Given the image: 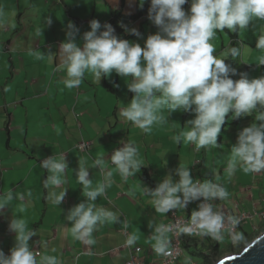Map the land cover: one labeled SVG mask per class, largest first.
<instances>
[{
	"label": "crops",
	"instance_id": "crops-1",
	"mask_svg": "<svg viewBox=\"0 0 264 264\" xmlns=\"http://www.w3.org/2000/svg\"><path fill=\"white\" fill-rule=\"evenodd\" d=\"M101 1L104 9L97 11L95 0H0L8 15L0 23V199H7L9 193L12 197L0 209V250L5 256L16 243L9 223L18 218L26 221L32 233L28 244L30 250L39 253L38 261L53 256L60 264H124L130 256L126 241L135 235L132 245L142 249L139 259L143 264H160L163 254L155 251L154 244L156 237L166 242V249L171 244V233L166 228L157 231L161 225L171 223L170 211L156 212L144 190L153 191L166 178L178 181L177 170L181 167L189 169L194 181L204 182L200 174L206 159L200 158L201 148L192 145L183 149L182 141H172L181 131L170 130L173 118L169 117L170 124H154L150 133H144L120 116V109L127 107L135 95L130 91L125 95L129 78L123 81L113 72L96 83L86 73L78 88L64 86L65 72L57 70V54L60 44L67 42L68 23L79 28L76 42L80 45L83 39H79L91 30V20L108 23L110 13L125 4V0L122 5ZM139 7L138 0L129 3L133 11ZM9 12L14 13L9 16ZM147 38L136 37L129 42L144 47ZM164 107L160 114L166 112ZM181 129L185 130L183 123ZM171 142L176 153L170 155ZM128 143L138 148L144 163L124 180L111 156ZM97 159L101 164L95 163ZM49 160H61L66 165L59 185L50 183L53 174L44 166ZM81 161H85L86 178L93 187L112 173L107 177L112 186L94 201L84 195L77 179ZM239 168L233 181L224 176L227 168L220 170L221 182L210 178L206 171L210 178L207 181L220 184L230 193L224 201L213 198L208 202L214 211L219 209L237 218L250 216L241 225L254 231L258 224L250 226L257 219L252 216L264 210V171L245 173L242 166ZM61 192L64 195L57 203L55 198ZM202 201L200 197L173 211L177 217L190 218ZM81 203H92L94 210L104 209L115 216V220L103 224L96 222L91 233L95 243L91 245L71 234L74 220L69 217Z\"/></svg>",
	"mask_w": 264,
	"mask_h": 264
},
{
	"label": "clouds",
	"instance_id": "clouds-1",
	"mask_svg": "<svg viewBox=\"0 0 264 264\" xmlns=\"http://www.w3.org/2000/svg\"><path fill=\"white\" fill-rule=\"evenodd\" d=\"M139 2L143 7L144 0ZM183 5L189 6V0H150L148 19L140 17L130 21V29L121 25L126 32L137 37H148L144 47L119 38L110 23L101 25L95 19L89 22L91 30L84 33L80 46L76 42L79 28L69 22L67 42L59 46L57 70L65 72L63 83L68 89L78 88L86 73L91 74L96 83L113 72L129 78L127 88L135 95L127 107L120 109V116L144 133H150L154 124L167 122L163 114H158L165 105L171 112L195 113V118L188 122L190 127L181 130L172 139L176 143L183 140L185 144L190 143L200 149L216 145L229 112L234 118H240L250 114L257 105L264 108V77L249 79L246 74H241L239 79L233 80L230 76L237 74L236 69L213 55L215 47L211 42L216 30L243 32L254 19L264 20V0H191L190 12L187 13ZM123 7L114 12L124 10ZM4 19L5 13L0 6V23ZM47 23L51 24V19ZM148 24L159 26V31L149 36L144 27ZM138 31H141L140 35ZM238 41L240 45L239 38ZM222 48L225 49L224 46ZM256 49L264 50V34L258 36ZM228 54L235 58L241 54V49L230 47ZM260 64H264V57ZM157 93L160 95L157 96ZM256 119L260 121L258 125L253 123L244 127L238 135V144L232 149L226 169L228 176L235 173L238 165L245 173L264 171V112H260ZM111 162L124 180L134 175L144 163L133 143L115 151ZM84 163L81 161L77 179L83 185L84 195L94 201L105 192L106 187L112 186L111 179H107L112 173H107L105 181L93 187L86 178L88 172ZM95 163L101 164V160L97 159ZM44 166L53 174L50 183L61 184L65 163L49 160ZM177 172L178 181L166 178L153 191L144 190L152 198L156 212L164 214L172 209H183L189 202L203 197L205 203L192 212L190 224L181 229L184 233L192 235L196 232L221 240L226 226L231 231L239 225L237 217L226 216L219 209L214 211L213 204L208 202L213 198L226 200L230 193L225 187L209 181H194L186 167ZM63 195L61 192L56 196L57 203ZM11 198L9 193L7 199H0V209ZM94 208L92 203H81L69 217L74 220L72 236L89 245L95 243L91 233L97 221L103 224L105 220H115L112 212ZM166 227L161 225L157 231ZM9 231L15 233L16 243L10 255L5 256L0 250V264H60L53 256L37 260L28 244L32 233L28 231L25 220L12 219ZM135 241L136 236L131 235L126 243L131 246ZM165 244L164 240L156 237L155 251L169 254Z\"/></svg>",
	"mask_w": 264,
	"mask_h": 264
},
{
	"label": "rangeland",
	"instance_id": "rangeland-1",
	"mask_svg": "<svg viewBox=\"0 0 264 264\" xmlns=\"http://www.w3.org/2000/svg\"><path fill=\"white\" fill-rule=\"evenodd\" d=\"M107 2H109L110 4H114L115 2L118 3V5H122L123 0H105ZM132 0H125V4L124 5V12H126L128 14V12L130 14H135L137 12V10L141 9L142 7L140 6V2L138 0V4H139V8L135 11H133V9L129 8V3H131ZM147 2V0H144V4ZM96 3V8L97 11H101L102 9H104V5L102 3L101 0H95ZM143 4V6H144ZM190 5H191V0H189V6L187 5H183L182 7L184 8V10L187 12H190ZM114 9V8H112ZM14 12H9V16H11ZM113 13V11L110 13V15ZM103 14L107 15L108 13L103 12ZM109 15V16H110ZM108 16V17H109ZM8 18V15H5V19ZM4 19V20H5ZM150 24H152V22H150ZM145 32L150 36L153 34H156L159 31V26L155 25H145ZM216 30V36L215 38L211 41L214 44L215 47V52H214V56L223 59L228 50L227 48L230 47V40H231V34H234L235 32L237 33L238 38L240 39V45H239V49H241V54L238 56V62L233 65L232 67L236 69L237 74H246L247 77L249 79H254V78H258V74H259V69L258 67L261 65L260 64V60L262 57H264V50H258L256 49V40L258 38L259 35L264 34V20H258V19H254L253 21L250 22V24L248 25V27L243 31L240 32L239 30L237 31H229L228 29H224L223 31H219ZM142 38V36L140 37ZM82 39V37L79 39V41ZM222 42L224 43V47L225 49L223 50L222 48ZM81 44H83V41H80V46ZM244 66H249L251 67L249 70H244L243 67ZM121 79L124 81V77H121ZM128 82L129 79H127ZM125 95L129 94V90L126 86L125 89ZM157 95L159 96L160 94L157 93ZM167 112V108H163V112ZM164 113V116L167 117L166 119V123L170 124L171 122L169 121V117L173 118L175 123H172L174 126L170 127V130H175V129H181V125L182 123L184 124V129H187L190 127V124L188 123L190 120H193L195 118V113L193 112H183V111H176V112H171L168 111L167 113ZM260 112L256 109H254L250 114L245 115L240 122L238 123V125H234L232 124V117L231 120L228 124H223L222 125V129L221 132L218 134V139H217V143L215 146H205L204 148H201L200 151V158L202 159L204 157V159H206V161L203 164V171L201 172V178L200 180L202 181H207L208 178H215L217 180H215L216 182H221V176H220V170L222 168H227L228 165V161L231 159L232 157V149L233 147H235L238 144V135L240 133V131H242V129L244 127H248L251 126L253 123H256L257 125L260 123V121H258L256 119L257 115ZM160 114V113H158ZM229 115V113L227 114V116ZM226 116V118H227ZM225 118V119H226ZM169 122V123H168ZM175 144L176 143L174 140H172ZM182 141V144L184 145L183 149H186L187 147H191L193 144H185ZM173 142H171L172 144H168L170 145L168 148V154L171 155L176 153L175 148L173 147ZM175 146V145H174ZM184 154L185 155H190L188 154V152L186 150H184ZM169 155V156H170ZM167 160H169V158L167 157ZM171 156H170V160L168 162H170ZM179 160L182 161V154L179 157ZM189 160V158H188ZM203 160V159H202ZM166 164V163H165ZM205 167V168H204ZM210 167V168H209ZM240 166L238 165V174L240 172ZM207 168H209L210 170L208 171ZM206 171H208L210 173L209 177L208 174L206 173ZM235 174V173H234ZM234 174L231 176H228L227 173L224 175L226 179H231V181H233V177ZM209 178V180H210ZM258 178H260V176L258 175ZM264 179V177L262 178ZM230 181V180H229ZM262 191H263V196H264V184L262 186ZM260 220L259 219H254L253 222L249 223L250 226H256L257 224H259ZM248 228L250 229V227L248 226ZM257 228V227H256ZM262 233V232H261ZM261 233H258V235H260ZM237 234L235 236V240L237 239ZM196 238V237H195ZM196 241H198L199 239L196 238ZM231 240H233L231 237L228 236V233L225 232L223 234V239H221L219 241L220 243V247L223 249H227L231 246ZM197 250L196 246H190V247H186L183 248V255L180 257V259L178 260V262L176 264H189L190 259H192V254ZM238 253V252H237ZM235 254V253H234ZM229 255V254H226ZM225 255V256H226ZM224 257V256H223ZM222 257V258H223Z\"/></svg>",
	"mask_w": 264,
	"mask_h": 264
},
{
	"label": "trees",
	"instance_id": "trees-1",
	"mask_svg": "<svg viewBox=\"0 0 264 264\" xmlns=\"http://www.w3.org/2000/svg\"><path fill=\"white\" fill-rule=\"evenodd\" d=\"M150 7V0H147V2L144 4V6L135 14H127L124 12V10H116L113 14V16L110 18L109 22L112 27L114 28V34L117 35L121 39H126L128 41L133 40V38H136L137 35H134L130 32L125 31V27L130 29V21H136L140 19V17H146L148 19V9ZM121 25H124L125 27H121ZM103 30V29H101ZM139 35L141 34V31L139 32ZM230 47H239V41L237 38V33L231 34V40H230ZM228 47L227 50L230 48ZM225 63L229 64L231 67L235 65L238 62V56L233 58L231 57L228 52L226 56L223 58ZM251 67L244 66V70H249ZM259 74L258 78L264 77V64H261L259 67ZM241 74H236L234 76H230L233 80H237L240 78ZM256 110L259 112H264V108L257 105ZM232 117V124L238 125L240 120L244 117L240 118H234L232 116V113L229 112V115L225 119L224 124L231 123L229 122ZM260 220L259 224L257 225V228L254 231H251L248 227L243 228L241 224L238 225V232H237V239L235 240V243L227 249H223L220 247L219 241H216L210 237L206 236H197L199 240L196 241L195 237L191 236H185L182 238V250L183 248L190 247V246H196L197 250L192 254V259H190L191 262L194 264H214L218 260H220L223 256L226 254H234L242 250L244 247H246L251 241H253L257 236L258 233L264 232V220L257 218ZM189 261V264H190Z\"/></svg>",
	"mask_w": 264,
	"mask_h": 264
},
{
	"label": "built area",
	"instance_id": "built-area-1",
	"mask_svg": "<svg viewBox=\"0 0 264 264\" xmlns=\"http://www.w3.org/2000/svg\"><path fill=\"white\" fill-rule=\"evenodd\" d=\"M202 203H205V201H202L201 204ZM224 213L226 216L229 215L227 212H224ZM170 216H171V223L168 224L166 229L171 233L172 241H171L169 248L167 249L169 254L167 255L163 254V257L160 260V264H176L178 260L180 259V257L183 255L182 238L185 236H191V237L199 236V234H196V232H194V234L192 235H189V234L184 233L181 230L183 227H186L190 224V218L177 217L173 209L170 210ZM252 217H256V218H260L264 220V210L261 212L255 213ZM238 219L240 221L239 224H241L244 221L248 222L251 219V217L242 215L241 217H238ZM225 232H227L228 236L233 239L231 240V242L232 244H234L235 243L234 238L238 232V226H236L231 231L226 226L223 231V234ZM216 241H219V240H216ZM126 247L130 249V256H129V259L124 264H143V262L139 259V254L141 253L142 249L140 247H136L133 245L129 246L127 243H126ZM36 255H39V253H37ZM190 264H194V263L190 261Z\"/></svg>",
	"mask_w": 264,
	"mask_h": 264
},
{
	"label": "water",
	"instance_id": "water-1",
	"mask_svg": "<svg viewBox=\"0 0 264 264\" xmlns=\"http://www.w3.org/2000/svg\"><path fill=\"white\" fill-rule=\"evenodd\" d=\"M246 248L249 251L245 252ZM214 264H264V232L238 253L226 255Z\"/></svg>",
	"mask_w": 264,
	"mask_h": 264
},
{
	"label": "snow or ice",
	"instance_id": "snow-or-ice-1",
	"mask_svg": "<svg viewBox=\"0 0 264 264\" xmlns=\"http://www.w3.org/2000/svg\"><path fill=\"white\" fill-rule=\"evenodd\" d=\"M252 246L250 245L249 248H251ZM249 248H246L244 251L247 252L249 251Z\"/></svg>",
	"mask_w": 264,
	"mask_h": 264
}]
</instances>
